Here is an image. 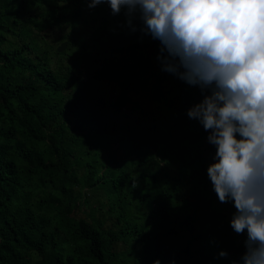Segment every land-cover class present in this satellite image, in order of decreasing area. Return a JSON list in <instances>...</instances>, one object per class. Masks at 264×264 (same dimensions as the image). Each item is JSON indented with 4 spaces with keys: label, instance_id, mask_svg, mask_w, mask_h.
Masks as SVG:
<instances>
[{
    "label": "trees",
    "instance_id": "trees-1",
    "mask_svg": "<svg viewBox=\"0 0 264 264\" xmlns=\"http://www.w3.org/2000/svg\"><path fill=\"white\" fill-rule=\"evenodd\" d=\"M110 12L0 0V264L239 261L221 244L234 205L208 218L216 149L187 116L200 88Z\"/></svg>",
    "mask_w": 264,
    "mask_h": 264
},
{
    "label": "clouds",
    "instance_id": "clouds-1",
    "mask_svg": "<svg viewBox=\"0 0 264 264\" xmlns=\"http://www.w3.org/2000/svg\"><path fill=\"white\" fill-rule=\"evenodd\" d=\"M85 3L107 4L113 17L123 11L133 33L159 40L162 70L200 88L203 99L187 116L209 132L216 151L208 178L219 202L234 205L233 231L246 233L232 264H264V0Z\"/></svg>",
    "mask_w": 264,
    "mask_h": 264
},
{
    "label": "rangeland",
    "instance_id": "rangeland-1",
    "mask_svg": "<svg viewBox=\"0 0 264 264\" xmlns=\"http://www.w3.org/2000/svg\"><path fill=\"white\" fill-rule=\"evenodd\" d=\"M54 59V55L51 56ZM131 93L132 98L134 101H138L139 104L142 106L144 112H150V107L148 106V102L144 99V95L141 92L137 94ZM196 149H192V156L196 155ZM232 204L229 203H221L219 202L218 198L213 200L209 204L208 208V218H214L215 220H209L210 222L216 221L221 222L222 220H226L232 215ZM207 226V230L209 226ZM246 239V233L243 235H238L235 232L232 233L226 240L222 241L221 244L223 246V250L227 251L230 255H232V260L240 259L243 255L245 248H244V241ZM241 247V249H239ZM239 249V250H238ZM220 261V258L217 259Z\"/></svg>",
    "mask_w": 264,
    "mask_h": 264
},
{
    "label": "water",
    "instance_id": "water-1",
    "mask_svg": "<svg viewBox=\"0 0 264 264\" xmlns=\"http://www.w3.org/2000/svg\"><path fill=\"white\" fill-rule=\"evenodd\" d=\"M65 46H66V44L63 43V44L58 48V51H59V52H62V51L65 49Z\"/></svg>",
    "mask_w": 264,
    "mask_h": 264
}]
</instances>
